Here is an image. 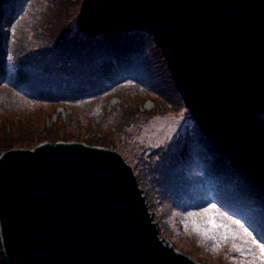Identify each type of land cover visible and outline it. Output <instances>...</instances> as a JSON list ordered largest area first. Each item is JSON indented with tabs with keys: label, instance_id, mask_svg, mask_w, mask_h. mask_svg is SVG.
I'll use <instances>...</instances> for the list:
<instances>
[{
	"label": "water",
	"instance_id": "obj_1",
	"mask_svg": "<svg viewBox=\"0 0 264 264\" xmlns=\"http://www.w3.org/2000/svg\"><path fill=\"white\" fill-rule=\"evenodd\" d=\"M77 23L151 34L194 121L264 192V0H82ZM153 217L116 151L70 141L0 153L7 264H199Z\"/></svg>",
	"mask_w": 264,
	"mask_h": 264
},
{
	"label": "rangeland",
	"instance_id": "obj_2",
	"mask_svg": "<svg viewBox=\"0 0 264 264\" xmlns=\"http://www.w3.org/2000/svg\"><path fill=\"white\" fill-rule=\"evenodd\" d=\"M64 1L30 0L23 15L20 5L16 7L17 10L9 9L6 14L0 8V22L4 25L2 30L8 32L12 44L8 52L1 50L0 55V129L6 128L7 133L15 137L18 125L28 123L36 129L33 137L40 130L41 138L29 143L30 146L41 142L77 141L118 152L131 166L139 182L148 210L154 215L152 220L156 223L159 237H164L176 251L185 253L199 264H252L254 260L255 264H261L257 257L259 249L240 233L238 226L232 223L234 218L226 210L218 209L214 203L216 192L226 188L219 178L229 168L230 160L205 134L197 135L193 144L183 145L176 160L179 162L184 158L187 163H196L203 173L202 180L190 184L191 197L184 195L181 186L175 187V194L170 193L166 199H160L159 190L151 191L147 183L148 176L154 175L150 171L151 154H155V158L157 154L160 156L161 148L177 139L184 125L193 117L176 88L163 89L161 96L159 93H148L142 86L144 83L136 80L140 73L135 54L142 48L141 39L127 40L117 49L114 58L103 64L96 79L69 87L64 90L63 96L57 97L54 93L32 86L23 87L26 61L17 43L22 37L30 36L26 32L30 30L36 36L47 38L53 23L58 27L59 22L60 25L69 24L70 28H74L76 23L75 27L79 29L77 18L80 4L75 13L66 12L67 17L60 18V14L67 9L62 7ZM44 9L45 16L53 15L57 9H61V12L52 23L36 17L40 11L44 13ZM24 32L26 34H22ZM13 33L17 37H12ZM2 34L0 30V39ZM36 44L32 46V57L39 55L40 47ZM109 67H113L112 74L115 76L111 81V75L106 70ZM149 83L150 86L162 87L157 82ZM12 90L15 94H11ZM95 90L104 92L93 97ZM152 91L156 92L155 88ZM116 106L119 107L114 110ZM133 107L137 112L129 114L131 111L128 110ZM29 144L23 147L13 145L10 149H32ZM198 148L199 151L196 150ZM185 151L188 155H182ZM147 170L148 176L147 173L145 175ZM209 171L215 172L216 177L209 175ZM209 205H215V208H209ZM252 209L235 217L259 243L264 244V209ZM1 257L3 259V253Z\"/></svg>",
	"mask_w": 264,
	"mask_h": 264
},
{
	"label": "trees",
	"instance_id": "obj_3",
	"mask_svg": "<svg viewBox=\"0 0 264 264\" xmlns=\"http://www.w3.org/2000/svg\"><path fill=\"white\" fill-rule=\"evenodd\" d=\"M29 1L0 0V8L4 13H7L9 9L13 10L15 8L17 10L16 7L20 5L21 15H23L26 10V4ZM64 2L62 7L63 9H67L63 14H60L61 9H57L53 12V15L45 16V7L44 13L40 11L36 17L43 21H52L53 23L59 14L60 18H63L67 17L65 15L66 12L67 14L68 12L75 13L77 5L80 4L81 0H66ZM42 16L43 18H41ZM75 25L77 26L76 23ZM75 25H73L74 28H70L69 24L65 25L62 23L60 25L59 22L58 27H55L53 23V28L47 38H44L45 36L42 35L36 36L30 30L26 32L30 35L26 38L21 36L22 34H26L25 32L21 35L19 34L22 38L17 44L20 45L24 54V60L26 61V65L23 67L24 88L32 86L38 90L54 93L57 97L63 96L64 90H67L69 87H76L82 81L83 83H87L96 79L103 68V64L114 58L117 49L127 40L135 38L141 39L142 46L141 50L135 54L140 73L136 80L144 83L142 86L148 93H159L161 96H163L161 94L163 89L166 91L175 88L171 74L165 65L160 50L154 44L155 41L151 34L140 30H121L87 35L82 33ZM3 26V22L1 21L0 30L3 34L0 39V55H2L1 50L3 53L5 51L8 52L12 45L7 35L8 32L2 30L4 29ZM12 37H17V35L13 33ZM30 38L32 40L27 42ZM33 44L40 47L37 57H32L34 53V51L32 52ZM150 81L160 83L159 85L162 87L150 86ZM61 87L66 88L61 89ZM154 88L157 93L152 91ZM10 92L11 94H15L13 90ZM103 92L104 90H95L92 94H94L93 97H98ZM118 107H114V110ZM128 111H131L129 114H132L133 112H137V109L133 107ZM108 116L109 114L107 113ZM16 129L17 134L15 137L8 134L6 128L2 127L0 129V153L10 149L13 145H17V147L28 146L34 140L41 139L40 130H37L36 136L33 137L36 129L28 123L26 125L19 124ZM200 134L205 136L199 125L193 119H190L180 131L178 138L170 142L166 147L161 148L160 156L157 154V158H155L153 157L155 154H151L152 168L150 171H153L154 175L150 177L149 173H147L148 170L145 172V175L146 173L147 176L149 175L147 183L151 191L154 193L156 189L159 190L160 199H166L170 193L175 194V187L177 186H181L184 195L186 194L191 197L190 184L202 180L203 173L196 163H187L184 158L179 162L176 161L181 147L193 144L195 137ZM32 147L34 145L30 146V148ZM228 162L229 168L219 178L220 181L225 183L226 188L221 192H216L214 203H216L218 209L222 211L226 210L228 215L240 222L235 215L241 216L243 213H249L253 207L259 210L264 209V192L245 172L234 163ZM1 244L2 242H0V264H6L7 261L5 263V253L3 252L4 248ZM2 253L3 259L1 257Z\"/></svg>",
	"mask_w": 264,
	"mask_h": 264
},
{
	"label": "snow or ice",
	"instance_id": "obj_4",
	"mask_svg": "<svg viewBox=\"0 0 264 264\" xmlns=\"http://www.w3.org/2000/svg\"><path fill=\"white\" fill-rule=\"evenodd\" d=\"M209 208H215V205H209ZM204 211H207V209H205ZM228 219L232 220L231 217H228ZM232 223L237 225L240 233H242L247 240H250L252 245H255V247L259 249L257 257L261 261V264H264V244L259 243L257 239L252 235V233L248 231V229L245 228L244 225L239 221L232 220ZM252 264H255V260L252 262Z\"/></svg>",
	"mask_w": 264,
	"mask_h": 264
},
{
	"label": "bare ground",
	"instance_id": "obj_5",
	"mask_svg": "<svg viewBox=\"0 0 264 264\" xmlns=\"http://www.w3.org/2000/svg\"><path fill=\"white\" fill-rule=\"evenodd\" d=\"M112 68H113V67H109V69H106V70H107V73H110V75H111V76H110L111 78L109 79V81H111L112 78L115 77L114 74H112ZM124 68H125V67H123V68L121 69V72L124 70ZM0 75H1V74H0ZM116 75H117V74H116ZM119 75H120V76H124V75H122V74H119ZM109 81H108V82H109ZM200 148H202V150H204V147H203V146H201ZM196 150L199 151L200 149L198 148V149H196ZM205 151H206V149H205ZM183 153H184V154H182V155H188V154H187V151H185V152H183ZM208 174L211 175V176L213 175V176L216 177V174H215V172L213 173V171H209ZM211 176H210V177H211Z\"/></svg>",
	"mask_w": 264,
	"mask_h": 264
}]
</instances>
